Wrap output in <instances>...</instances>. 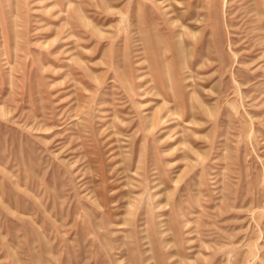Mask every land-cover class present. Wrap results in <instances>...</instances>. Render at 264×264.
I'll list each match as a JSON object with an SVG mask.
<instances>
[{
	"label": "rangeland",
	"instance_id": "1",
	"mask_svg": "<svg viewBox=\"0 0 264 264\" xmlns=\"http://www.w3.org/2000/svg\"><path fill=\"white\" fill-rule=\"evenodd\" d=\"M0 264H264V0H0Z\"/></svg>",
	"mask_w": 264,
	"mask_h": 264
},
{
	"label": "bare ground",
	"instance_id": "2",
	"mask_svg": "<svg viewBox=\"0 0 264 264\" xmlns=\"http://www.w3.org/2000/svg\"><path fill=\"white\" fill-rule=\"evenodd\" d=\"M230 46V45H229Z\"/></svg>",
	"mask_w": 264,
	"mask_h": 264
}]
</instances>
